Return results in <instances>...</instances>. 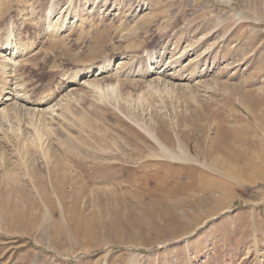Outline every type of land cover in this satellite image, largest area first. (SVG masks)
<instances>
[{
    "label": "rangeland",
    "instance_id": "374dc122",
    "mask_svg": "<svg viewBox=\"0 0 264 264\" xmlns=\"http://www.w3.org/2000/svg\"><path fill=\"white\" fill-rule=\"evenodd\" d=\"M6 31L60 96L0 112V264H264V0H0Z\"/></svg>",
    "mask_w": 264,
    "mask_h": 264
},
{
    "label": "bare ground",
    "instance_id": "6f19581e",
    "mask_svg": "<svg viewBox=\"0 0 264 264\" xmlns=\"http://www.w3.org/2000/svg\"><path fill=\"white\" fill-rule=\"evenodd\" d=\"M53 2V1H52ZM49 9V8H48ZM28 11H30V8L28 9ZM36 11V10H35ZM50 11V10H49ZM25 12V11H24ZM34 12V10H33ZM26 13V12H25ZM31 13V12H30ZM4 14V13H3ZM48 14V13H47ZM61 14V13H60ZM15 17V16H14ZM20 17V16H19ZM61 17V15L59 16ZM81 17V16H80ZM79 17V18H80ZM12 18V17H11ZM8 19V18H7ZM13 19V18H12ZM5 20V19H4ZM44 20V18H43ZM84 20V19H83ZM82 20V21H83ZM8 21V20H7ZM13 21H16L13 20ZM21 21V20H20ZM27 21V20H26ZM80 21V20H79ZM19 22V21H18ZM23 20L21 21V23L23 24ZM4 23V22H3ZM55 23V22H54ZM5 24V23H4ZM16 24V23H14ZM19 25V23H17ZM16 24V25H17ZM7 25V24H6ZM53 25V24H52ZM11 26V25H10ZM42 28H41V38L47 37L50 34H54V30L51 26V23H44L41 24ZM19 27V26H18ZM21 27V26H20ZM17 28V27H16ZM5 30V29H4ZM8 30V29H7ZM20 30V29H19ZM53 30V31H52ZM12 31V30H11ZM11 31H6L7 34H4V41H2V43L0 44V112L1 111H6L7 108L11 107V105H15V103H19L22 106H28L30 105L31 107L37 108L38 110L41 111H49V110H54L52 103L54 104V101L57 99V95L58 92H54L52 91L53 89H50L48 91H46L45 93H43L41 96L37 97V98H33L31 97L27 92V90H23L21 92H19V88L22 85L20 83V81L18 80V78L20 79V77H17L16 75H18L17 71L15 72L16 75L12 74L11 69H14L13 66H15L20 60L24 59V57L26 55H30L32 56V54L36 51L33 48V45H29V44H25L24 47L22 45H20L18 42H16V40L13 41V43L11 42V37L12 34H14V32L11 34ZM10 32V33H8ZM59 32V31H58ZM57 32V33H58ZM5 33V32H4ZM55 36V35H54ZM18 38V37H17ZM57 39V38H56ZM22 41V40H21ZM34 42V41H33ZM29 43V42H28ZM17 44H19L20 46H17ZM29 57V56H28ZM120 62V61H119ZM119 62L116 61V65H119ZM21 63V62H20ZM26 63V62H25ZM28 63V62H27ZM110 64H92L89 65L88 67H84L81 70H78V72L76 73V78L78 77H83V76H87V77H91V76H97V75H101L104 72H106L107 70H109L111 67ZM17 67V66H16ZM15 67V68H16ZM118 67V66H117ZM93 69H97L96 73H94L93 75L90 74L92 72ZM163 70V69H162ZM13 71V70H12ZM161 71V70H160ZM159 71V72H160ZM76 72V71H75ZM171 73V72H170ZM158 74V73H157ZM21 75V74H20ZM19 75V76H20ZM71 76V75H70ZM174 76V75H173ZM24 77V75H23ZM22 77V79H23ZM171 77V76H170ZM64 78V77H63ZM69 77H65L64 81L60 80L62 84L64 85H71L74 84L76 85L77 80L76 78H69ZM61 79V78H60ZM21 80V79H20ZM89 80V79H88ZM86 80L82 79L81 83H85ZM23 83V80H22ZM25 83V82H24ZM59 83V82H58ZM87 83V82H86ZM59 85V84H58ZM61 85V84H60ZM24 86V85H23ZM24 88V87H23ZM57 88V87H56ZM67 88V87H66ZM74 87L70 86V88H67V90H73ZM68 92V91H67ZM60 96V95H58ZM56 102V101H55ZM58 104V103H57ZM55 107V106H54ZM18 108V107H17ZM31 109V108H30ZM34 111V110H33ZM37 111V110H36ZM40 111V112H41ZM48 113V112H47Z\"/></svg>",
    "mask_w": 264,
    "mask_h": 264
}]
</instances>
